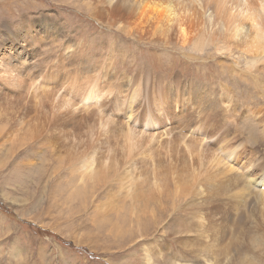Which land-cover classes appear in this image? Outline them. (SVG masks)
<instances>
[{"label": "rangeland", "instance_id": "rangeland-1", "mask_svg": "<svg viewBox=\"0 0 264 264\" xmlns=\"http://www.w3.org/2000/svg\"><path fill=\"white\" fill-rule=\"evenodd\" d=\"M95 2L0 0V27L7 24L0 28L3 49L24 51L20 59L25 66L14 68L15 76L30 71L34 84L52 88L55 95L50 96L58 104L72 101L69 105L80 109L84 124L95 128L77 134L71 127L60 129L58 121L35 138L28 124L38 123L47 108L38 101L40 95H32L24 113L14 116L6 110L20 101L4 96L0 264H264V188L259 187L264 183L257 178L264 168V61L247 66L245 55L237 51L197 47L176 38L165 41L157 34L141 39L118 23H101L80 5ZM23 15L44 23L33 24L32 37L19 29ZM67 45L75 46L74 51L60 58ZM31 59L36 66L29 65ZM146 70L152 76L145 82ZM50 73L55 79H45ZM3 77V86L13 83V73ZM30 81L32 77L23 91L35 90ZM203 83L209 84L205 93ZM9 84L0 85L1 90L10 92ZM94 84L104 89L102 103L93 98L80 104L85 98L80 92L86 94ZM148 121L159 125L156 132L143 131ZM126 126L133 136L151 141L130 146L118 138ZM195 129H202L206 138L195 137ZM191 142L209 148L232 170L222 174L210 169L203 153L187 146L194 147ZM225 152L231 159L223 158ZM93 165L106 169V179L94 183L89 178ZM183 165L195 169L194 181L189 176L178 186L185 177L178 173ZM155 170L168 186L150 183ZM244 170L251 171L254 186ZM234 175L235 182L244 180L246 192H231Z\"/></svg>", "mask_w": 264, "mask_h": 264}, {"label": "bare ground", "instance_id": "bare-ground-1", "mask_svg": "<svg viewBox=\"0 0 264 264\" xmlns=\"http://www.w3.org/2000/svg\"><path fill=\"white\" fill-rule=\"evenodd\" d=\"M95 1L97 3L96 2L95 3H80V5H82L83 8H85V10L88 11L90 16L100 20L101 23H106L107 25H114V24L118 23V25L120 24L119 27H121L123 30H126L125 32H127L131 35L138 36L141 39H147V38H150L151 36H153L154 34H157V35H159V37H161L162 40H165V41L170 40L172 38H176L179 41L188 42V43H191L192 45L197 46V47H203L204 45H207V46L212 45L213 47H215L214 49H216V51L217 50L218 51L219 50L237 51V52L243 53L245 55V62H246L247 66H250L252 63L256 64V63H260V62L264 61V0H95ZM24 16H25V18L23 19ZM38 16H39V18H42L40 14ZM259 18H261V20ZM41 20L36 19V18L32 19L30 16L23 15L22 19L20 21V24H19L20 25L19 29L20 30H21V28L26 29L27 32L24 33V35L30 34V36L32 37L33 36V30L35 29L33 24H44ZM28 23H30L32 26L31 25L29 26ZM6 25L7 24L4 23L3 26H1V27L2 28L4 27V29H5ZM59 27H61V26H59ZM48 33L49 32L45 33V35L47 37H48ZM3 46H4V43H3V40L1 39L0 40V83H1L0 85L3 86L2 83L6 79V78L4 79V77H3L5 72H6L7 76H12V73H13L14 78H10L12 80H9V81L13 82L14 84L13 83L9 84V82H8L9 86L7 88H8V90H10V92L9 91L4 92L0 88V102L2 103L4 96L9 102H11L13 100H19L20 101V103H18V104L15 103V105L12 107L11 110H9V111L6 110V115L14 116L16 114L24 113L22 111L25 109L26 105L28 104V101L32 98V95H33V98H35V96L40 95L41 98H38V101L43 102V107H47V108H43V111H42L43 117L38 123L28 124V125H31L33 127L35 138L40 135V134L37 135V133H43L47 129L54 128L56 122H58V121L60 124L59 125L60 129H64V127H65V129H66V127H71V129H73L74 131L78 130L77 134L82 133V132L86 134V131H84V129H95L94 127H90L89 125H87L86 121L84 124V121L81 120V118H79L80 114H79V112H77V110L79 111L80 109H77L74 106L71 107V105H69V104L72 101L66 105H63L61 103L58 104L53 100L54 98H52L50 96L51 94H54V93H52V92H54V90L52 88L45 89V87H42L41 85L34 84L36 82V81L34 82V79H33L35 75L30 74V71L26 72L23 76L21 75L22 77H20V74H19L18 76L20 78L18 76H15L16 73L13 72V69L17 68V69L21 70L25 66L24 60L20 59L21 58L20 53H24V51L14 50L13 52L8 53L3 49ZM74 47L67 45L62 50V52L60 54V58H64L65 53L68 54V53H71L70 51H74ZM32 53L34 54L35 50H32ZM60 60H62V59H60ZM29 65H31L33 67L36 66L35 64L32 63V59H31ZM106 69L108 72L110 71L109 67H107V66H106ZM154 73H153V75H155ZM151 76H152L151 71L146 70V72H144V74H143V80L146 82L150 79ZM31 77H32V82L30 81L29 83L34 84V87L33 86L32 87L35 90L31 91L29 89L31 92L29 90L23 91L21 87L25 86L27 84L26 80H28ZM44 77H45V79H50V80H52V78H53L52 73L45 75ZM156 77L159 78L161 76L159 74H156ZM176 78L177 77H175L174 79H176ZM53 79H55V78H53ZM83 79L85 80V77ZM98 79L100 82L102 81L101 75L98 77ZM152 80H153V78H151V81ZM163 81H164V79H160L158 83L162 84ZM25 82H26V84H25ZM29 83H28V85H29ZM8 84L6 83V84H4V86H7ZM74 84H76V83H74ZM79 84H81V83H79ZM98 86L96 84H94V86L92 88H90L86 92V94H84L85 93L84 91H83V94H81V92H80V95L85 96L84 101H81L80 104L83 103V105H86L93 98L99 104L102 103V101L104 100V98L102 96V94L104 93V89L100 90V88ZM208 86H209V84L203 83V87H201L203 93H205L208 90ZM14 88L17 89L16 92H13L15 90ZM40 88H42V89H40ZM75 88L76 87H74V89ZM73 90H71V92ZM77 90H79V89H77ZM80 91H81V89H80ZM95 91H96V93H95ZM56 98H58V97H56ZM65 99H66V97H65ZM65 99H63V100L65 101ZM59 100H60V96H59ZM57 101H58V99H57ZM86 101H88V102H86ZM66 102L68 103L67 100H66ZM93 103H94V101H92V104ZM104 103H106V101H104ZM105 105L103 104V106H105ZM97 106H99V105H97ZM0 107H2V106H0ZM90 107L91 106H87V107L83 106L82 108H86L89 110ZM90 112L92 114L95 113L92 111H90ZM113 115H114L113 113L108 112V117L118 118V117H116V115H114V116ZM128 115L130 117L132 115H134L133 111L131 110ZM136 115H138V114L136 113ZM99 119H101V116ZM145 125H147L146 126L147 130H143L145 132H153V130H154V132H156L155 129L157 127H159V125H157V124H152L151 121L143 122L142 127ZM131 126L135 127L133 124ZM178 127H180L181 130L185 129L184 127H181L180 125H178ZM196 130H198V131H197L195 137L206 138L207 135H205V136L201 135V133L203 132L202 129H195V131ZM117 131H118V129H117ZM118 132H120V131H118ZM189 134H194V133L189 132ZM82 135L84 136V134H82ZM192 137H194V136H192ZM118 138H122L128 144L131 143L130 146H132V147L133 146L134 147H141V146H144L149 141H151V140H147L146 137H144V135H143V137H140V138L133 136L131 133V130L128 128V126H126L125 134L119 135ZM159 140H160V138H159ZM170 141L175 143V142L180 141V140L171 139ZM134 142L138 143V146H135ZM180 142H182V141H180ZM191 143L194 144L195 146L192 147L190 144L187 146L191 147L192 149L196 148L197 152L201 151L203 153V156L205 157L207 163H210L208 165V167L210 169L216 168V170H220V172L222 174H223V171L230 172L232 170L231 167L227 166L209 148L202 146L199 142H191ZM207 143H209V141H207ZM165 145H167V144H165ZM197 146H199V147H197ZM151 147H153V144H151ZM171 147H173V146H171ZM126 148H128V146ZM159 148H160V145H159ZM161 148L167 149L165 146H163ZM168 149H169V147H168ZM219 150L221 151V149H219ZM175 151L177 152L178 150H175ZM177 153H179V152H177ZM230 155L231 154L229 152H225V153H223V158L225 160H227V158H230ZM111 157H113V155ZM258 159H259L258 157H254L253 160L256 161ZM91 161L89 160L90 163H92ZM105 162H107V161H105ZM90 163H88V164H90ZM188 163H190V162H188ZM97 164H99V163H97ZM111 164H113V162H111ZM108 165H109V161H108ZM263 165H264V162H263ZM86 166L88 168V165H86ZM86 166H85V168H86ZM188 167L189 166H185V165L180 167L178 173L181 172V174H184L185 177H183V180H181L177 184L178 186L180 184H182L183 182H186V180L189 178V176H191L192 181H194L193 176L195 173V169H188ZM94 168L95 167L93 165V168H91V171H93L94 172L93 174H96V175H93L91 173L89 178L91 180H94V183H95V182H97V178H101L102 180L105 178L106 169L103 170L102 166L99 168H96V169H94ZM113 168H115L114 165H113ZM114 171L115 172L112 171L114 173V176H118L119 174L118 175L116 174L118 169L116 170V168H115ZM247 172H248V177H247ZM122 173H124V171H122ZM122 173L120 172V176H122ZM250 174H251L250 170H244L243 171L244 177L248 178L249 183L252 186H254L255 183H253V180H251L249 178ZM209 175H210V173H209ZM124 176H126V175H124ZM81 177H83V175H81ZM161 177H163V173L160 170L153 171L151 178L155 181H153V182L150 181V183L156 185L157 187L168 186V183L165 182V180H159V178H161ZM224 177H226V176H224ZM236 177H238V175H234V176L230 177V180H231L230 182L232 184L231 192L234 190V193L239 195V194L246 192V183L242 179H240L239 182H235L234 179ZM257 178H260L259 179L260 182L264 183V168H263L262 172L257 176ZM103 183H104V181H103ZM125 183H126V181H125ZM130 183L132 185L137 184L136 181L132 177H131ZM182 185H184V184H182ZM219 187L220 186L218 185L217 188H219ZM259 187L264 188V186H261V185H259ZM224 190H228V189H224ZM161 194L162 193H159V195L157 197H155L154 199H157L158 197H160ZM262 196L264 197V194H262ZM133 205H134V203L131 201V204H130L131 208H129V206H128L130 212H132ZM122 207L123 206H121V208ZM121 208L120 209L118 208L117 211H120ZM114 209H115V212H117L116 208H113V210Z\"/></svg>", "mask_w": 264, "mask_h": 264}]
</instances>
